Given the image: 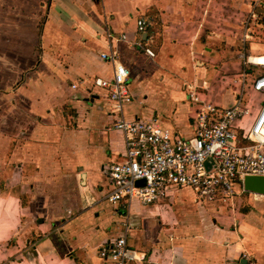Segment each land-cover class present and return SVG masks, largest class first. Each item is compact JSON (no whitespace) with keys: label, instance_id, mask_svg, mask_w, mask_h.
Masks as SVG:
<instances>
[{"label":"crops","instance_id":"0c3cea01","mask_svg":"<svg viewBox=\"0 0 264 264\" xmlns=\"http://www.w3.org/2000/svg\"><path fill=\"white\" fill-rule=\"evenodd\" d=\"M110 49L131 71L126 118L191 137L187 87L207 82L227 107L244 69L264 74V0H0V264H103L127 220L129 264H264L263 195L217 213L189 189L157 206L96 204L104 166L124 152L107 92L91 84L112 77Z\"/></svg>","mask_w":264,"mask_h":264},{"label":"built area","instance_id":"2783aa9c","mask_svg":"<svg viewBox=\"0 0 264 264\" xmlns=\"http://www.w3.org/2000/svg\"><path fill=\"white\" fill-rule=\"evenodd\" d=\"M256 17L252 12L243 25L244 40L248 39L249 23ZM148 26L146 19H139L137 32L147 33ZM145 52L155 55L147 48ZM101 58L113 65V75L110 79L95 78L91 84L107 92L111 129L124 138V152L119 161L104 166L105 185L96 204H108L115 210L129 208L134 201L143 207L157 206L170 201L174 193L189 189L200 205L226 206L247 193L243 187L246 177L264 176V74L252 76L244 69L234 80V104L227 107L208 101L207 82L187 87L189 102L196 110L192 136L183 137L165 127L157 116L128 120L125 109L134 101L131 71L121 63L117 50L110 49ZM245 64L255 65L250 57ZM87 82L82 80L80 85ZM72 87L77 89L76 84ZM139 181L144 184L138 185ZM122 227L121 237L101 246L103 264L138 260V254L128 246L129 221Z\"/></svg>","mask_w":264,"mask_h":264},{"label":"rangeland","instance_id":"374dc122","mask_svg":"<svg viewBox=\"0 0 264 264\" xmlns=\"http://www.w3.org/2000/svg\"><path fill=\"white\" fill-rule=\"evenodd\" d=\"M43 21V20H42ZM40 22V25L42 26V23L43 22ZM41 26H40V29H41ZM210 80H209V82H211V79L212 78H209ZM212 86V85H211ZM207 96H208V101H213V100H215L216 99V88L214 87V86H212L210 89H209V91H208V93H207ZM185 198H186V200L187 201H192V197H190L189 195L188 196H185ZM243 200H244V204H243ZM262 202V200H258L256 197H250V196H247V197H244V196H242V197H237L236 199H235V202H234V207L233 208H235V211H237L236 210V208H239V211H240V209H242L244 206L243 205H247V206H245V207H250V208H252L253 209V207L254 206H256L258 203H261ZM249 205V206H248ZM231 207V206H230ZM208 208H210V211L211 212H213V213H217V211L216 210H212L213 209V207H212V209H211V206H209ZM227 211V209H221V213L223 212V211ZM182 214L184 215V214H186V211L184 210L183 212H182ZM37 240H39V238H36V240L34 241V242H36Z\"/></svg>","mask_w":264,"mask_h":264},{"label":"water","instance_id":"95a60500","mask_svg":"<svg viewBox=\"0 0 264 264\" xmlns=\"http://www.w3.org/2000/svg\"><path fill=\"white\" fill-rule=\"evenodd\" d=\"M144 184V181H139L138 185ZM244 190L250 194L264 196V176H248L243 183Z\"/></svg>","mask_w":264,"mask_h":264},{"label":"trees","instance_id":"16d2710c","mask_svg":"<svg viewBox=\"0 0 264 264\" xmlns=\"http://www.w3.org/2000/svg\"><path fill=\"white\" fill-rule=\"evenodd\" d=\"M148 22H149V20H148ZM151 29H152V25H151V22H149V26H148V31L151 33ZM147 31V32H148Z\"/></svg>","mask_w":264,"mask_h":264}]
</instances>
